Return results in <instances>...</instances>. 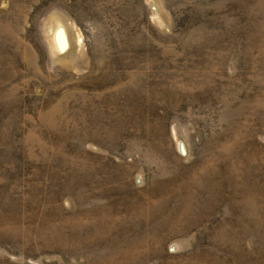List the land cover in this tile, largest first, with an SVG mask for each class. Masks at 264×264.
Listing matches in <instances>:
<instances>
[{
	"label": "rangeland",
	"instance_id": "rangeland-1",
	"mask_svg": "<svg viewBox=\"0 0 264 264\" xmlns=\"http://www.w3.org/2000/svg\"><path fill=\"white\" fill-rule=\"evenodd\" d=\"M0 264H264V0H0Z\"/></svg>",
	"mask_w": 264,
	"mask_h": 264
}]
</instances>
